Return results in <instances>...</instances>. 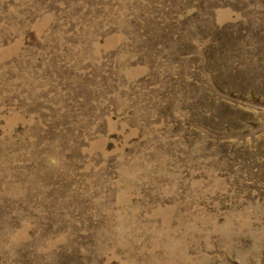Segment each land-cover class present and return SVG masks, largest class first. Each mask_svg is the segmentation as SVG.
I'll return each mask as SVG.
<instances>
[{"label":"rangeland","instance_id":"1","mask_svg":"<svg viewBox=\"0 0 264 264\" xmlns=\"http://www.w3.org/2000/svg\"><path fill=\"white\" fill-rule=\"evenodd\" d=\"M0 264H264V0H0Z\"/></svg>","mask_w":264,"mask_h":264}]
</instances>
